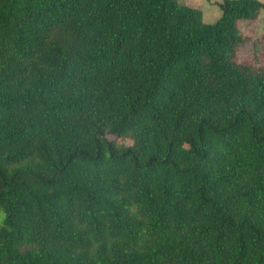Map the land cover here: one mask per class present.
Returning a JSON list of instances; mask_svg holds the SVG:
<instances>
[{"label":"trees","instance_id":"1","mask_svg":"<svg viewBox=\"0 0 264 264\" xmlns=\"http://www.w3.org/2000/svg\"><path fill=\"white\" fill-rule=\"evenodd\" d=\"M220 8L0 0V264H264V2Z\"/></svg>","mask_w":264,"mask_h":264},{"label":"rangeland","instance_id":"2","mask_svg":"<svg viewBox=\"0 0 264 264\" xmlns=\"http://www.w3.org/2000/svg\"><path fill=\"white\" fill-rule=\"evenodd\" d=\"M180 1L201 10L205 23H215L222 15L220 3L223 0ZM259 1L264 2V0ZM239 26L245 41L239 48L237 61L264 70V11L261 12L257 20L253 22L241 21ZM126 142L129 144L131 140L128 139ZM2 219L3 215L0 213V223Z\"/></svg>","mask_w":264,"mask_h":264}]
</instances>
